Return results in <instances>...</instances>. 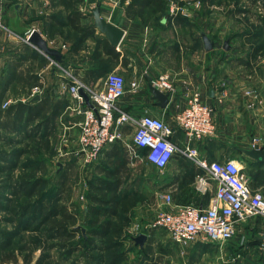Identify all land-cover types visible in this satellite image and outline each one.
<instances>
[{"label":"crops","instance_id":"0c3cea01","mask_svg":"<svg viewBox=\"0 0 264 264\" xmlns=\"http://www.w3.org/2000/svg\"><path fill=\"white\" fill-rule=\"evenodd\" d=\"M131 3L132 0H0V152L6 151L8 153L5 154L9 155L11 149L21 148L30 137L35 138V151L30 153L39 155L40 150L47 147L52 154L43 152L42 158L28 161L32 163L30 168L41 172L43 165L55 162V179L61 182L69 178L66 177L67 173L71 175L70 170L76 164H86L76 153L80 121L84 118L83 112L78 109L90 106L88 101L79 104L72 97L70 86L84 83L101 89L107 74L115 70L125 79L126 90L120 99L121 106L132 115L151 113L162 116L173 125L171 140L181 148L185 147L188 139L176 122V113L184 106L187 92L201 93L204 100L214 107L215 131L197 144L199 157L207 161L227 158L237 160L244 165L250 187L264 194V162H258L244 152L245 149L253 148V137L264 139V65L256 71H260L259 74L253 75L246 74L242 69L248 67L250 62L220 61V58L214 57L217 53L215 45L210 50L205 49L202 37L204 31L201 33V46L193 52L188 53L182 45L172 46L169 34L165 32L167 28L157 30V33L149 26L150 20L143 21L135 11L136 5L131 6ZM94 7L99 8L102 17L124 30L117 46L112 45L93 24ZM167 17L168 14L164 15L161 24L173 23L178 18L177 15ZM86 26H94L95 32L82 39L81 28ZM34 29L43 35L50 47L59 50L60 59L45 53L29 40ZM162 73L169 74L174 87L170 90L158 87L169 94L165 106L159 104V99L151 89V85L156 86L155 81ZM247 89H255L258 93L254 107L248 105L252 98L247 95ZM46 117L49 119L45 121ZM133 133L131 126H124L122 140L105 148L96 168L99 174L95 180L112 179L108 171L116 169L120 179V204L130 198L140 197L143 194L141 189H146V194L142 195H149L148 202H144L146 209H122L124 207L121 204L119 213L113 216L119 218L123 215L126 216L124 219L130 221L131 217L137 219L127 227L136 230L129 236L136 247L145 251L157 243L161 245L160 250L167 262L174 255L179 257L177 260L181 264H264V249L261 247L264 218L261 216H250L238 222L236 233L227 240L228 243L200 239L181 245L168 235L155 238L157 229L151 227L150 223L156 214H152L154 210L167 207L163 194H172L173 206L194 204L208 207L216 202L214 185L210 191L200 189L196 180L206 170L180 152L164 168L149 162L145 156L146 149H135ZM9 137H14L13 143ZM6 145L9 150L3 148ZM258 147L264 148V143ZM238 151L245 153V156L241 158ZM24 154L29 152L19 157L17 164L21 168L27 162L20 160ZM49 156L54 159L48 163ZM3 163L4 160H0V165ZM2 176L0 174V178ZM95 180L88 189L93 188ZM39 188L40 182L34 195ZM66 188L64 186L56 190L61 195L58 201L77 213L74 227L81 228L83 233L82 227L89 230L94 226L91 223L93 217L90 206L84 208L88 216L85 223H81L83 220L74 206L63 202ZM138 204L143 205V201ZM20 222L23 224L22 219ZM22 230L33 229L22 227ZM141 234L146 235L142 245L136 241V237ZM25 244L29 246V242ZM5 248H0V261L5 252L14 247ZM18 249L14 252L16 261L1 262L27 264L20 246ZM41 249V246L34 248L39 252H33V260L28 264H37Z\"/></svg>","mask_w":264,"mask_h":264},{"label":"built area","instance_id":"2783aa9c","mask_svg":"<svg viewBox=\"0 0 264 264\" xmlns=\"http://www.w3.org/2000/svg\"><path fill=\"white\" fill-rule=\"evenodd\" d=\"M155 85L166 90L174 88L168 73L160 74ZM81 88L90 102L89 107L78 109L84 118L80 121L76 153L83 163L96 161L108 145L122 140L123 128L129 125L134 130L135 149H146L145 156L149 162L164 168L180 152L206 170L196 180L200 189L210 191L214 185L216 202L208 207L194 204L173 206L172 194H163L167 207L156 212L151 227L162 229L178 244L188 245L200 239L227 241L235 235L238 222L250 216L264 218V194L250 187L243 164L232 158L207 161L199 157L197 144L215 131L214 107L204 100L201 93L187 92L184 106L176 113V122L188 139L185 147L181 148L171 140L173 125L162 116L151 113L132 115L121 106L120 99L126 89L120 72L110 71L101 89L84 83L71 85L70 93L79 104L86 102ZM246 93L252 98L248 105L254 107L258 100L257 91L247 89ZM263 140L253 137V147L263 144ZM261 247L264 249V231Z\"/></svg>","mask_w":264,"mask_h":264},{"label":"rangeland","instance_id":"374dc122","mask_svg":"<svg viewBox=\"0 0 264 264\" xmlns=\"http://www.w3.org/2000/svg\"><path fill=\"white\" fill-rule=\"evenodd\" d=\"M153 1L150 7L155 9L158 0ZM164 1L165 10L163 12L154 10L149 14V26H152L151 28L155 31L167 28L165 32L169 34L168 39L172 46L176 47V45H182L188 53L193 52L201 46V33L204 31L214 40V47L217 49V53L214 56L215 58H220V61L233 60V62H241L243 60L250 62L248 67L245 66V68H242L243 71L246 74H259L260 71H256L264 65V0ZM135 5L142 11V5ZM165 14H168L167 19L172 15H177L178 18L175 19L173 23L163 25L161 24V19ZM146 15L147 14H145V16ZM226 45L229 47L228 49L225 47ZM226 63L230 65L228 62ZM3 148L9 150V146L7 145ZM105 150L106 149H104V151ZM104 151L99 156L98 160L94 162L76 164L75 168L70 170L71 175L67 173L66 177H70H65L66 179L64 178L65 180L61 182L55 179L57 175L55 162L50 163V165H43V170L41 172L31 168H21L19 165L15 169V175H22L23 177L25 174V179H38L40 182V190H38V193L30 199L23 198V201L25 203L40 202L42 199L50 201V199H53L57 194V189L67 186L65 190L66 196L63 202L66 201L70 205H73L81 221L83 220L81 223H85L88 215L86 211H84V208L87 205L91 207L93 203H95L90 196L101 195V192H99L96 187L91 189H88V187L89 184L95 180L96 175L99 174L96 168L99 166V161ZM43 152L52 154L50 148L45 147L44 150H40L39 155H35L34 153L24 154L20 160L21 162H25L26 160L32 162L36 161V159L42 158L41 155ZM238 154L241 158L245 156V153L242 151H238ZM44 158L46 159L47 156H44ZM52 159L54 158L49 156L48 163ZM36 165L38 164L36 163ZM145 190L144 188L143 190L141 189V193L143 194H141L140 197H133L123 202V204L121 203L124 207L122 209H146L147 206L145 207L144 202H148L147 199L149 195H147L148 197L142 196L146 194ZM41 191L44 193H41ZM140 201H143V205L138 204ZM156 212L157 210H154L152 214ZM91 217H93L92 214ZM125 217L126 216L123 217V215H120L119 218H113V232L107 238V245H110L109 248H106L107 245L105 241L96 240L97 245L103 248V250L99 252L103 258L94 260L84 253L85 251H77L63 257L57 247L45 246L44 248L42 246L44 237L40 231L22 230L21 219L19 217L0 210V248L4 249V247H6L5 249H11L17 247V249H15V251H17L19 250V246L26 242L30 243L32 238H37L41 243V252H43L42 250L44 248V264H153L154 262L156 264H169L171 262L172 264H181L177 260L179 257H175L174 255L170 262H167L160 250L161 245L157 243H153V245H150L149 248L147 247L148 250L145 251L140 250V247H136L129 237L132 236L136 230L127 227L132 223L134 224L137 219L131 217L130 221V219H124ZM151 217H153V215H151ZM85 229L87 230L86 227ZM156 229L157 231L154 232L155 238L166 236V233L162 229ZM223 243L228 242L223 241ZM30 245L33 247V244ZM1 249L0 255L2 252ZM97 250L98 249L91 250V253H96ZM37 252H39V250L35 251V253ZM209 256L211 258L213 257L211 254ZM220 261H222V259H220ZM0 264L4 263L0 261ZM31 264H35V262Z\"/></svg>","mask_w":264,"mask_h":264},{"label":"trees","instance_id":"16d2710c","mask_svg":"<svg viewBox=\"0 0 264 264\" xmlns=\"http://www.w3.org/2000/svg\"><path fill=\"white\" fill-rule=\"evenodd\" d=\"M152 2L154 1L132 0L131 6L135 4L142 5V11L138 9V7H135V11L139 13L143 21L147 22L149 14H151L152 11L157 10L163 12L165 10L164 0H158L155 9L150 7ZM145 14L147 15L145 16ZM75 15H77V12ZM81 29L83 31L82 39L85 36L93 35L95 32L94 26H86ZM48 119L49 117H46L45 121ZM14 122L18 123L16 120ZM8 139L11 140L12 143L14 142V137H9ZM34 139L30 137L29 141L21 148L11 149L9 155L5 154L8 153L6 151L0 152V160H4L5 162L0 165V174H3L0 178V209L13 216L21 217L23 223L21 225L23 228L33 230L40 229L44 237L42 245L44 248L45 246L57 247L63 257L73 252L85 251L84 253L94 260L102 259L103 257L99 252L102 251L103 248L97 245L96 240H103L107 245V238L113 232L114 228V220L112 218L113 216H117L121 208L120 199L118 197L120 179L116 175V169L108 171L112 179H97L95 183H92L93 188L96 187V189L101 192V195L90 196V198L95 201L89 208L93 216L91 223L94 226L92 225L93 227L91 229H87L86 235H84L81 232V228L74 227L77 221V213L71 211L66 204L58 201L61 197L60 193H57L50 201L44 199L41 202L37 201L35 203H25L23 201V198L30 199L34 196L39 181L25 179V174L23 177L22 175H15L14 170L19 166L17 162L21 154L35 151ZM31 166L32 163L27 161L22 168H30ZM30 244H33V247H31ZM38 246H41V243L37 238H32L29 246L27 244L20 246L22 253L25 252L23 253V260L25 263L28 264L33 260L34 248ZM109 247L110 245H107L106 248ZM44 248L37 260V264L45 263ZM13 249L5 252L1 258L2 262L17 260ZM95 249H98L96 253H91V250Z\"/></svg>","mask_w":264,"mask_h":264},{"label":"water","instance_id":"95a60500","mask_svg":"<svg viewBox=\"0 0 264 264\" xmlns=\"http://www.w3.org/2000/svg\"><path fill=\"white\" fill-rule=\"evenodd\" d=\"M92 14L94 17V22L93 24L95 27H97L101 32H103L106 37L109 39L112 45L117 46L123 35H124V30L115 25L113 22L107 20L106 18L102 17L100 14V10L98 7H94L92 9ZM203 41H204V46L205 49L210 50L214 46V40L207 35L205 32L202 33ZM29 40L38 46L41 50H43L45 53L49 55H55L58 59L61 58V53L59 50L50 47L48 45L47 40L43 37V35L37 30L34 29L29 37ZM226 48H229L227 45L225 46ZM151 89L153 90L155 96L159 99V104L161 106L167 105L169 101V94L166 92H163L160 90L158 87L151 85ZM81 93L85 95L86 101L89 102L88 95L86 92L81 88L80 89ZM244 152L251 157L252 159H255L258 162H264V148H250V149H245ZM82 231L85 234L86 230L85 228L82 227ZM146 239L145 234H141L136 237V241L140 242L142 245Z\"/></svg>","mask_w":264,"mask_h":264}]
</instances>
